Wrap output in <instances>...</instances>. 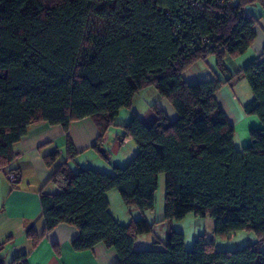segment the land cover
<instances>
[{
	"label": "trees",
	"instance_id": "16d2710c",
	"mask_svg": "<svg viewBox=\"0 0 264 264\" xmlns=\"http://www.w3.org/2000/svg\"><path fill=\"white\" fill-rule=\"evenodd\" d=\"M264 0H0V168L15 157L13 146L30 125L48 123L65 133L71 122L91 118L101 150L103 136L133 97L153 87L175 118L151 105L154 119L132 112L119 125L136 152L109 173L72 168L78 151L67 135L65 160L51 172L54 192L39 193L43 233L60 223L77 229V250L98 243L113 248L114 264H264V128L249 131L238 148L235 128L215 93L245 79L251 98L243 106L264 124V50L230 72L225 59L245 52L257 34L260 15L248 13ZM215 58L214 78L188 82L184 72ZM58 152L43 157L47 166ZM13 172L15 181L17 173ZM165 176L162 218L150 221L155 191ZM116 190L127 208L142 215L120 222L109 210ZM192 213L214 221L221 239L253 232L256 240L236 249L218 248L205 234L186 249L184 233L172 225ZM167 232L155 231L163 224ZM152 233L157 248H136L138 234ZM28 236L36 241L34 230ZM26 264L24 257L16 258Z\"/></svg>",
	"mask_w": 264,
	"mask_h": 264
},
{
	"label": "crops",
	"instance_id": "0c3cea01",
	"mask_svg": "<svg viewBox=\"0 0 264 264\" xmlns=\"http://www.w3.org/2000/svg\"><path fill=\"white\" fill-rule=\"evenodd\" d=\"M262 50H264V13L261 14L257 34L252 45L238 57H227L225 59L230 72L234 73L247 66L258 58ZM215 74L222 79L224 78L219 71H216ZM194 79H199V76L195 74ZM248 86L245 79H240L234 81L231 85H223L215 93L219 106L235 128L234 143L238 148L245 147L249 144L250 129L264 128V124L261 123L258 117L255 115H246L243 111L244 104L251 98V91ZM240 92L244 95L239 94ZM153 94L154 101H151L150 105H154L164 111L169 118H175L176 113L169 102L158 94L155 89ZM132 109L133 111L128 113L130 116H132V112L140 116L133 107ZM149 110L150 112L152 111V113H148V118L151 122L154 119L153 108ZM141 119L143 120L142 117ZM116 123L117 125L113 126H117L119 130H115L113 144H117V147L120 149H125L133 140L130 137H125L124 139L118 138V135L122 133L119 125H123L124 123H121L118 116ZM108 130L103 136L100 146L102 150L107 151L106 158L102 157L101 150L93 146L98 136V129L94 121L89 117L71 122L67 133L60 126L50 125L45 122L30 125L25 135L14 144L15 157L7 166L0 168V264H11L16 258L20 257L26 259V264L115 263L117 259L115 250L105 246L103 243H98L91 249L75 250L71 242L77 235V229L72 225L60 223L46 233H43L44 222L41 216L39 198L42 187H44L45 191L49 192L56 190L54 185L49 183L48 180L56 166L65 160L67 135L79 152L75 161L69 162L72 168H75V162H79L86 155V152H91L89 155L92 156V167L97 170L112 173L115 165L111 168L108 163L109 157L111 156ZM136 149L135 146H130L125 157L130 156L128 158L124 157L126 160L121 157L116 164L122 165L124 160L128 161L136 152ZM54 151L58 152V158L51 166H47L43 157ZM85 162L88 161L85 160L83 163ZM9 170H14L17 173L18 178L14 184L12 181H9L7 174ZM112 192L113 190L107 192L109 210L120 222H129L133 213L135 214L139 210L128 208V216L124 217V219L125 221L129 220L124 222L111 210L110 196L114 199L117 198ZM146 213H149L150 216H147ZM146 213L144 214L150 221L160 219L157 218L155 210ZM139 214L140 217L142 213L139 212ZM30 230H34L38 236L34 242L28 236Z\"/></svg>",
	"mask_w": 264,
	"mask_h": 264
},
{
	"label": "rangeland",
	"instance_id": "374dc122",
	"mask_svg": "<svg viewBox=\"0 0 264 264\" xmlns=\"http://www.w3.org/2000/svg\"><path fill=\"white\" fill-rule=\"evenodd\" d=\"M246 11L248 13H253L254 15H260L261 9L258 5L255 7L248 6L246 8ZM213 70L216 71L215 66V58L213 55H210L207 57L206 60L198 61L195 64H193L190 68H188L184 72V79L188 82H195L197 80H206L214 78ZM195 74L199 76V79H194ZM246 81V80H245ZM247 82V81H246ZM249 87V86H248ZM145 89V88H144ZM154 91L153 87H148V89L141 90L133 97L132 101V107L140 114V116L143 118L145 122H150V119L148 118V113L150 112L149 109H152L150 106L151 101H154L152 95ZM239 94L244 95L242 92ZM158 95V94H156ZM130 108H123L119 111L118 117L119 120H121V123H128L131 120V116L128 114L130 111H133V109ZM117 118V117H116ZM116 121V119H115ZM115 130H119V128L116 126H110L109 127V149L111 150V156L109 157V167H113V165H116V162L123 157V159L128 158L125 157V154L129 151L130 146L136 147V144L134 141L131 142V144H128L127 147L124 149H120L117 147V144H113V141L115 139ZM122 132V130H121ZM250 139V136H249ZM108 146V145H107ZM137 148V147H136ZM91 152H86L79 162H75V168L84 166V167H92L91 165V158L92 156L89 155ZM98 154V153H97ZM99 155V154H98ZM125 157V158H124ZM102 158V157H101ZM122 159V160H123ZM130 159V158H129ZM88 161L83 163L84 161ZM126 160V159H125ZM123 161L122 166L126 164L127 161ZM93 168V167H92ZM164 185H165V176L164 174H160L158 177V186L155 191V212L157 213V218H162L163 216V205H164ZM116 195V199L112 198L110 196V202H111V210L114 212L116 216H118L121 220L125 221L124 217L128 216V208L123 204L121 201L120 195L116 190H113V192ZM119 195V196H118ZM123 211V212H122ZM147 216H150L149 213H146ZM130 215V214H129ZM139 212L133 213L134 218L139 217ZM172 226L178 230L184 233L185 237V247L186 249H190L192 247V241L198 237V235L205 234V238L208 241H215V244H217L218 248L224 247L228 249H236L243 247L247 244L254 243L256 240L255 234L253 232H237L235 235H232L230 238L221 239L218 238L214 234V221L209 216L207 217H198L195 216L192 213L187 214L185 217H183L180 220H175L172 222ZM166 226L163 225H156L155 231L159 232V234H162V239L165 237L167 232ZM161 232V233H160ZM159 245L153 243V236L152 233H142L138 234L135 242L136 248H157Z\"/></svg>",
	"mask_w": 264,
	"mask_h": 264
},
{
	"label": "built area",
	"instance_id": "2783aa9c",
	"mask_svg": "<svg viewBox=\"0 0 264 264\" xmlns=\"http://www.w3.org/2000/svg\"><path fill=\"white\" fill-rule=\"evenodd\" d=\"M221 1V0H220ZM8 178H9V180L10 181H13V180H15V174L13 173V172H10L9 174H8ZM11 264H24L21 260H17V259H15Z\"/></svg>",
	"mask_w": 264,
	"mask_h": 264
},
{
	"label": "water",
	"instance_id": "95a60500",
	"mask_svg": "<svg viewBox=\"0 0 264 264\" xmlns=\"http://www.w3.org/2000/svg\"><path fill=\"white\" fill-rule=\"evenodd\" d=\"M112 166H114V165L112 164Z\"/></svg>",
	"mask_w": 264,
	"mask_h": 264
},
{
	"label": "bare ground",
	"instance_id": "6f19581e",
	"mask_svg": "<svg viewBox=\"0 0 264 264\" xmlns=\"http://www.w3.org/2000/svg\"><path fill=\"white\" fill-rule=\"evenodd\" d=\"M10 181V180H9ZM15 181V180H14Z\"/></svg>",
	"mask_w": 264,
	"mask_h": 264
}]
</instances>
